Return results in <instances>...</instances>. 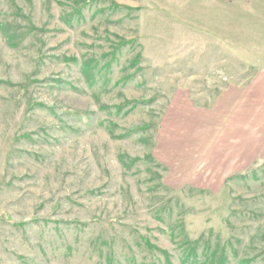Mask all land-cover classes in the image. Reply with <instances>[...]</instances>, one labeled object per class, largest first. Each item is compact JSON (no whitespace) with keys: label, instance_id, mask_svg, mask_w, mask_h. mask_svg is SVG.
Segmentation results:
<instances>
[{"label":"rangeland","instance_id":"obj_1","mask_svg":"<svg viewBox=\"0 0 264 264\" xmlns=\"http://www.w3.org/2000/svg\"><path fill=\"white\" fill-rule=\"evenodd\" d=\"M262 99L264 0H0V264H264Z\"/></svg>","mask_w":264,"mask_h":264},{"label":"crops","instance_id":"obj_2","mask_svg":"<svg viewBox=\"0 0 264 264\" xmlns=\"http://www.w3.org/2000/svg\"><path fill=\"white\" fill-rule=\"evenodd\" d=\"M239 91V90H237ZM229 92V91H228ZM227 94V93H226ZM226 96V102H225V107H226V111L229 113V115L231 113L234 112V110L238 109L240 107V102L242 103V107H240L243 112L245 111H250V105H249V99H250V95L246 94V92L244 91H239V93H237V95H224V97ZM262 101H264V99H262ZM245 115V113H243ZM245 117V116H243Z\"/></svg>","mask_w":264,"mask_h":264},{"label":"trees","instance_id":"obj_3","mask_svg":"<svg viewBox=\"0 0 264 264\" xmlns=\"http://www.w3.org/2000/svg\"><path fill=\"white\" fill-rule=\"evenodd\" d=\"M86 68H87V66H86Z\"/></svg>","mask_w":264,"mask_h":264}]
</instances>
